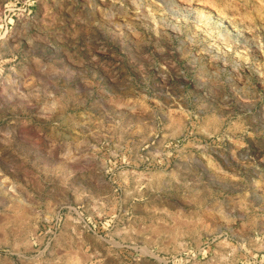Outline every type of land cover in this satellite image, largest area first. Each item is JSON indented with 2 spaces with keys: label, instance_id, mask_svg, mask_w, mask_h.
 I'll use <instances>...</instances> for the list:
<instances>
[{
  "label": "rangeland",
  "instance_id": "1",
  "mask_svg": "<svg viewBox=\"0 0 264 264\" xmlns=\"http://www.w3.org/2000/svg\"><path fill=\"white\" fill-rule=\"evenodd\" d=\"M0 264H264V0H0Z\"/></svg>",
  "mask_w": 264,
  "mask_h": 264
}]
</instances>
